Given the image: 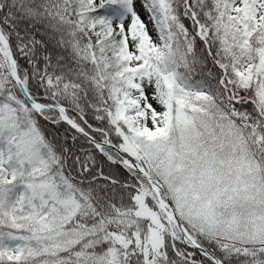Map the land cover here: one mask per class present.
<instances>
[{"label": "snow or ice", "instance_id": "6c2138e0", "mask_svg": "<svg viewBox=\"0 0 264 264\" xmlns=\"http://www.w3.org/2000/svg\"><path fill=\"white\" fill-rule=\"evenodd\" d=\"M0 264H264V0H0Z\"/></svg>", "mask_w": 264, "mask_h": 264}]
</instances>
